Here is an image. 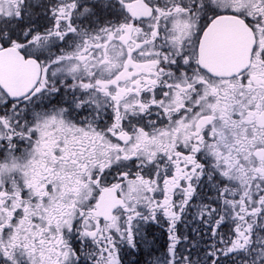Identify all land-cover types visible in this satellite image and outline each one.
Here are the masks:
<instances>
[{"label":"snow or ice","instance_id":"6c2138e0","mask_svg":"<svg viewBox=\"0 0 264 264\" xmlns=\"http://www.w3.org/2000/svg\"><path fill=\"white\" fill-rule=\"evenodd\" d=\"M0 264H264V0H0Z\"/></svg>","mask_w":264,"mask_h":264}]
</instances>
